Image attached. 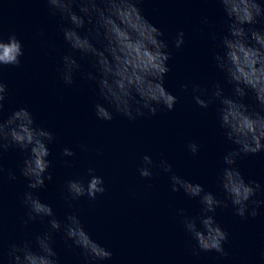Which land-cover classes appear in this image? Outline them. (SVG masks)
I'll list each match as a JSON object with an SVG mask.
<instances>
[{"label": "clouds", "instance_id": "9594fccd", "mask_svg": "<svg viewBox=\"0 0 264 264\" xmlns=\"http://www.w3.org/2000/svg\"><path fill=\"white\" fill-rule=\"evenodd\" d=\"M142 0H46L53 15L59 14L71 27H62L65 41L74 52L94 58L96 73L88 72L86 78L95 81L99 95L105 103L95 104L97 119L112 121L113 112L129 120L149 114L155 116L161 109L172 111L177 97L164 87V78L170 71L168 61L171 54L168 43L162 39L164 33L142 14L138 5ZM228 18V34L222 38V51L215 54L217 67L223 72L226 82L232 85V95H224L219 84L214 85L213 96L220 102L218 119L228 140L237 147L224 157L227 165L222 170L219 183L226 200L217 199L211 192H205L200 184H194L176 174L171 175V190L181 189L189 197H199L203 205L199 216H183V226L195 241L194 254L200 251H215L227 256L224 243L228 233L217 223V208H228L229 202L235 215L245 218L256 217L257 208L264 200H252L261 189L256 181H246L236 167L238 157L264 152V30L255 25L264 22V6L258 0H217ZM78 8V11L74 10ZM94 25L93 31L82 35L81 30ZM184 32L179 31L175 47L184 44ZM212 38L216 39L215 34ZM95 41V43L93 42ZM97 44L101 47H97ZM24 54L21 40L15 33L0 34V70L3 66L21 64ZM61 78L66 85L74 83V76L80 64L73 55L62 57ZM187 90L188 85H182ZM198 85L193 92H204ZM8 92L0 72V156L3 151L15 146L26 153L21 175L28 181V188L41 189L45 180H51L48 171V144L54 140L53 134L35 124L32 113L27 108H19L5 120L2 118L4 100ZM251 94L255 104H246L245 98ZM194 100L201 108H208L211 100L195 95ZM107 105V106H106ZM188 150L195 155L199 146L192 142ZM63 155L70 157L74 152L65 147ZM144 166L139 168L143 178L152 176L149 156L143 157ZM67 163V162H65ZM160 167L172 173V166L161 161ZM3 171L0 166V172ZM47 174V175H46ZM89 179L69 180L66 190L72 200L87 196L95 200L98 194L106 191L103 177L88 169ZM10 179H16L9 173ZM254 205L249 211V202ZM22 203L28 209L29 220L37 217H51V229L63 230L66 240L82 250L85 264H102L112 259V252L89 235L79 217L73 213L67 216L66 223L55 218L50 205L41 202L33 191L24 193ZM35 249L30 241L11 244L7 251L8 264H59L57 253L52 247V236L46 232L35 237ZM3 258L0 253V259Z\"/></svg>", "mask_w": 264, "mask_h": 264}]
</instances>
